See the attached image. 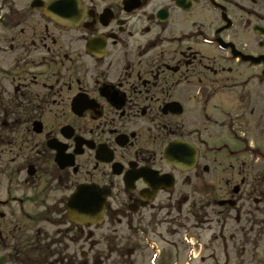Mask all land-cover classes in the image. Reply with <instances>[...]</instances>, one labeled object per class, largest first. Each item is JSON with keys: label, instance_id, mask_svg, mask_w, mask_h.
<instances>
[{"label": "flooded vegetation", "instance_id": "obj_1", "mask_svg": "<svg viewBox=\"0 0 264 264\" xmlns=\"http://www.w3.org/2000/svg\"><path fill=\"white\" fill-rule=\"evenodd\" d=\"M61 14L68 24L60 23ZM261 29L264 0H0V115L8 102L0 117L11 121L19 108L18 118L26 119L21 143H14L11 123L3 148L21 197H6L11 219L0 227L20 239L6 235L0 263L102 264L107 246L123 254L124 230L148 227V217L163 212L193 213L186 205L193 193L199 214L206 210L217 221L226 209L213 203L235 186L238 199L248 200L256 187H243L247 175L239 173L237 185L231 173L221 186L224 161L200 145L206 133H222L218 108L207 111L220 91L229 93L232 119L247 117L235 111L237 89L253 114L251 80H264L262 63L225 64L222 53L200 40L221 37L258 56ZM172 101L181 112L172 111ZM173 139L195 146L189 172L164 157ZM79 183L109 187L103 224L67 218V198ZM28 212L33 220L22 223Z\"/></svg>", "mask_w": 264, "mask_h": 264}, {"label": "rangeland", "instance_id": "obj_2", "mask_svg": "<svg viewBox=\"0 0 264 264\" xmlns=\"http://www.w3.org/2000/svg\"><path fill=\"white\" fill-rule=\"evenodd\" d=\"M257 128L264 132V126L259 125V126H257ZM254 134H255L254 132L248 133V135L249 136L252 135V137ZM252 137H250V138H252ZM252 139H253V142L260 141L258 137H253ZM260 142H264V141H260ZM263 147H264V145H263ZM247 161L249 162V160H247ZM251 165H253L252 169H253V171L256 172L257 175H258V173L259 174L264 173V163H257L256 162V163H251ZM180 224H182V222H180ZM182 231H183V229L181 230V232ZM203 231L202 230L195 231V234L194 233L192 234L189 231V233H190L189 235L191 236V238L193 236L192 240L194 242L197 240V242H198V245L195 249V252H196L195 255L196 256L194 259L190 258V255H191L190 253H191L192 249L187 250L188 246H186V244L182 241L181 234H179L180 242L177 245V247L171 246L170 250H168V253H170V256H171L170 262L167 259H164V256H165V252H164L156 260V263L157 264H173L175 262L176 264H221L222 259L220 256H217L216 252L213 253L215 255L216 259H214V258L212 259L210 257V255L212 254V250H213V247L211 246L212 243L210 241H208L209 240L208 238L210 236V232L209 231L203 232ZM240 233H237L238 241H242ZM227 234H228V232H227ZM133 237L135 238V240H134L135 245L136 244L140 245L139 250H141V251H139V253L136 255V257H134L132 264H148L147 263L148 257H149V255H152L151 250L148 249L147 247H145L146 245H145V242L143 240V236H141L140 232H139L138 237H136L134 235H133ZM157 244L159 245V243H157ZM163 244L167 245V243L164 241L162 242V245ZM158 247L161 248L160 246H158ZM199 247H201L200 251L198 249ZM234 248H235V250H234L233 255L235 254V257L230 262V264H260V263H264V253H262V257L259 256L260 255V249H262V248H258V249L253 248V247L248 248V250H249L248 251L249 252L248 257L251 256L249 261L246 260L245 253L244 254L242 253V249L240 247H234ZM251 252H254V253L252 254ZM186 253L188 254V256ZM177 256H178V258H177ZM253 256H254V259H253ZM259 260L261 262H259Z\"/></svg>", "mask_w": 264, "mask_h": 264}]
</instances>
